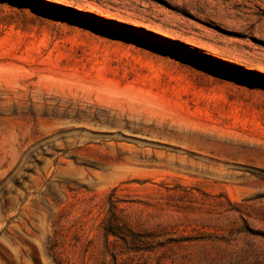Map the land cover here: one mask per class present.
I'll list each match as a JSON object with an SVG mask.
<instances>
[{"label": "rangeland", "instance_id": "374dc122", "mask_svg": "<svg viewBox=\"0 0 264 264\" xmlns=\"http://www.w3.org/2000/svg\"><path fill=\"white\" fill-rule=\"evenodd\" d=\"M0 264H264V0H0Z\"/></svg>", "mask_w": 264, "mask_h": 264}]
</instances>
